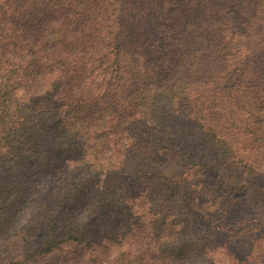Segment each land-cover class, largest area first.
Here are the masks:
<instances>
[{
  "label": "trees",
  "instance_id": "trees-1",
  "mask_svg": "<svg viewBox=\"0 0 264 264\" xmlns=\"http://www.w3.org/2000/svg\"><path fill=\"white\" fill-rule=\"evenodd\" d=\"M0 264H264V0H0Z\"/></svg>",
  "mask_w": 264,
  "mask_h": 264
}]
</instances>
